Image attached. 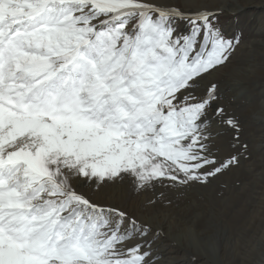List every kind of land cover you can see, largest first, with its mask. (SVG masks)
<instances>
[{
    "label": "snow or ice",
    "instance_id": "snow-or-ice-1",
    "mask_svg": "<svg viewBox=\"0 0 264 264\" xmlns=\"http://www.w3.org/2000/svg\"><path fill=\"white\" fill-rule=\"evenodd\" d=\"M180 0H0V264H162L142 207L247 151L215 75L239 34ZM230 137L221 157L217 140Z\"/></svg>",
    "mask_w": 264,
    "mask_h": 264
},
{
    "label": "rangeland",
    "instance_id": "rangeland-1",
    "mask_svg": "<svg viewBox=\"0 0 264 264\" xmlns=\"http://www.w3.org/2000/svg\"><path fill=\"white\" fill-rule=\"evenodd\" d=\"M180 2L222 9L221 29L228 35L241 36L240 47L231 63L214 78L221 87L222 103L242 122L241 139L247 144V151L238 167L229 169L206 187L194 186L182 193H169L170 206L157 204L155 208L142 210L144 196L136 195L127 185L106 189L100 198H109L130 209L136 207L135 210L143 211L145 216L160 225L163 232L156 241L155 250L162 264H264V125L258 121L263 110L258 83L259 67L262 66L259 56L264 46V0ZM251 69H257L258 74ZM251 77H257V80L248 83ZM237 80H242L239 81L242 84H235ZM259 143L261 149L257 151L255 146ZM217 147L221 157L232 151L228 134H221ZM172 223L182 231V246L171 242L166 235ZM196 244L199 249H195ZM184 247L192 251L185 253Z\"/></svg>",
    "mask_w": 264,
    "mask_h": 264
},
{
    "label": "bare ground",
    "instance_id": "bare-ground-1",
    "mask_svg": "<svg viewBox=\"0 0 264 264\" xmlns=\"http://www.w3.org/2000/svg\"><path fill=\"white\" fill-rule=\"evenodd\" d=\"M262 45V44H261ZM260 49V48H259ZM258 49V50H259ZM257 51V50H256ZM259 52V51H258ZM261 52V51H260ZM258 54V53H257ZM256 56V55H255ZM249 57H250V55H249ZM248 57V58H249ZM260 57V60H261V62H262V66L261 67H259V71L261 72H259L260 73V79H259V93H260V95H261V99H260V101H261V106H262V112L258 115L259 116V118H258V121H260L261 123H262V125H264V76L262 75V74H264V46L262 47V52H261V55L259 56ZM258 57V58H259ZM254 58V57H253ZM257 58V59H258ZM251 62V61H250ZM260 63V62H259ZM255 64V63H254ZM242 65V64H241ZM248 65V64H247ZM250 65V64H249ZM247 67V66H246ZM251 68V67H250ZM246 70V69H245ZM223 71V70H222ZM251 71L252 72H256L257 74H258V71H257V69H251ZM242 72V71H241ZM246 71H244L243 73H245ZM249 72V71H248ZM255 73V74H256ZM218 74V73H217ZM224 74V73H223ZM247 75H248V73H246ZM254 75V74H253ZM249 76H251V75H249ZM257 76H259V75H257ZM219 77H221L220 75H219ZM223 77V76H222ZM236 76H234V78H235ZM244 77V76H243ZM218 78V77H217ZM215 79V78H214ZM253 80H257V77H251V78H249V80H248V83L249 82H251V81H253ZM239 81H242V80H237V81H234V83L235 84H242L241 82H239ZM253 83V82H252ZM234 84H232V87L234 88ZM253 86V85H252ZM256 86V85H255ZM251 88V87H250ZM235 89V88H234ZM243 90V89H242ZM242 92V91H241ZM231 95V94H230ZM230 97V96H229ZM258 105V104H257ZM258 107V106H257ZM255 110V109H254ZM257 110V109H256ZM255 110V111H256ZM259 110V109H258ZM251 112V111H250ZM253 112V111H252ZM254 114V113H253ZM253 116V115H252ZM257 117V116H256ZM257 119V118H256ZM254 120H255V118H254ZM263 127V126H262ZM258 129V128H257ZM260 141V140H259ZM255 146V145H254ZM263 146H264V143H263ZM256 147V149H257V151H260V149H261V145H260V143H259V145H256L255 146ZM113 190V189H112ZM107 192V191H106ZM116 191H114V193H115ZM120 193H121V191H120ZM124 196V195H123ZM122 197V196H121ZM109 199V198H108ZM113 200V199H112ZM195 200V199H194ZM193 200V201H194ZM129 202V201H128ZM133 203V202H132ZM139 205V204H138ZM137 205V206H138ZM142 206V205H141ZM206 207V206H205ZM133 209H134V207H132ZM135 209H136V207H135ZM142 210H144V208L142 209ZM147 210H149V209H147ZM159 214V213H158ZM154 215V214H153ZM165 215H166V213H165ZM151 216V215H150ZM169 216V215H168ZM160 217H162V215H160ZM167 217V216H166ZM164 218V217H163ZM169 218H170V216H169ZM161 219V218H160ZM155 220V219H154ZM168 220V219H167ZM163 222V221H162ZM176 224V223H175ZM160 226V225H159ZM169 226V225H168ZM177 225H174L173 223L170 225V227L166 230V235L168 236V237H170V240H171V242H174V243H176V244H178V246L179 245H181L182 246V243H181V238H180V236H181V233H182V231L180 232V230H178L177 228ZM189 229V228H188ZM192 231L191 232H195V230L194 229H191ZM167 237V238H168ZM200 245V244H199ZM172 246V245H171ZM180 246V247H181ZM201 246V245H200ZM198 247V248H197ZM204 247V246H203ZM199 249V246H197V244H196V247H195V249ZM178 249V248H177ZM184 249H185V253L186 252H190V251H192L190 248H186V247H184ZM194 249V248H193ZM179 250V249H178ZM171 251V250H170ZM180 251H181V249H180ZM183 253V252H182ZM206 255V254H205ZM204 255V256H205ZM187 258V257H186ZM209 258V257H208ZM207 263V262H206Z\"/></svg>",
    "mask_w": 264,
    "mask_h": 264
}]
</instances>
